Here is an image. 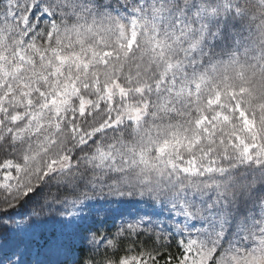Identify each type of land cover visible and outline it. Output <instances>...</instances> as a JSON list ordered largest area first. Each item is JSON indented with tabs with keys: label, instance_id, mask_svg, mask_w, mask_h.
<instances>
[{
	"label": "snow or ice",
	"instance_id": "1",
	"mask_svg": "<svg viewBox=\"0 0 264 264\" xmlns=\"http://www.w3.org/2000/svg\"><path fill=\"white\" fill-rule=\"evenodd\" d=\"M111 201L96 264H264V0H0V264Z\"/></svg>",
	"mask_w": 264,
	"mask_h": 264
},
{
	"label": "rangeland",
	"instance_id": "2",
	"mask_svg": "<svg viewBox=\"0 0 264 264\" xmlns=\"http://www.w3.org/2000/svg\"><path fill=\"white\" fill-rule=\"evenodd\" d=\"M46 191L47 189H41L33 194L21 207L15 209V212L23 214L29 211L34 203L41 199L43 192ZM53 191H55V188ZM101 203L104 202L101 201ZM108 207L110 209L109 214L107 218L102 221L80 219L75 221L73 227L69 229H62L53 221L42 224L37 231L43 232L44 236L43 239L40 240L41 246L33 249V256L39 252L40 259L48 260L51 264H75L78 260L79 247H84L92 252H96L95 246L91 243L90 232H95L98 236L106 235L108 238H112L122 222L134 216L137 211L136 205L121 201H111ZM165 215H167V213ZM16 218L19 219V216ZM165 227H167V224H165ZM62 232L65 233L63 237H61ZM45 241L48 242L47 246H45ZM56 244L62 245L60 251L51 252V246ZM102 249H104L103 246L100 250ZM159 263L158 260V264Z\"/></svg>",
	"mask_w": 264,
	"mask_h": 264
},
{
	"label": "trees",
	"instance_id": "3",
	"mask_svg": "<svg viewBox=\"0 0 264 264\" xmlns=\"http://www.w3.org/2000/svg\"><path fill=\"white\" fill-rule=\"evenodd\" d=\"M133 241L135 242L136 251H140L141 249H155L156 254L158 255V260L160 262L159 264H165V261L170 255L175 256L178 254V248L175 240H172L170 244H166L164 241L154 243L153 240L149 239L146 235H143L140 236L139 239H137L136 237H132L131 240L125 241V245L127 246L129 244H132ZM103 252L104 249L100 250V253H97L81 247L78 249L79 257L76 264H89V262H92V264H96V262H98L101 258L100 254H102Z\"/></svg>",
	"mask_w": 264,
	"mask_h": 264
}]
</instances>
